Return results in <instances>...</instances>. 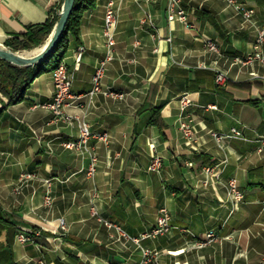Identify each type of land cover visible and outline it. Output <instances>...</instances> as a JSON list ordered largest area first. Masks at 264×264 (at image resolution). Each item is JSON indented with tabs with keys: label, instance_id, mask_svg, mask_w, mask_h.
<instances>
[{
	"label": "crops",
	"instance_id": "0c3cea01",
	"mask_svg": "<svg viewBox=\"0 0 264 264\" xmlns=\"http://www.w3.org/2000/svg\"><path fill=\"white\" fill-rule=\"evenodd\" d=\"M87 10L77 40L63 59L72 91L84 94L106 52L105 6ZM119 7L113 59L102 86L121 96L97 94L65 112L82 117L109 143L90 146L97 172L87 177L88 154L66 149L78 137L77 125L54 119L45 107L53 94L51 71L36 76L23 99H0V264H138L141 247L118 238L110 221L138 236L156 224L159 209L170 215L171 230L142 246L159 252V264H259L264 255V63L235 62L253 51L264 23V0H237L253 11L245 19L225 0H182L186 27L167 20V0H113ZM63 0H0V45L37 31ZM151 22L142 24L144 13ZM210 41L216 51L207 48ZM78 47H84L75 62ZM28 50L19 51L25 56ZM264 54V43L261 46ZM216 72L225 74L223 84ZM244 84L245 86H237ZM188 95L191 104L181 110ZM215 106L216 109H210ZM159 108L163 132L150 124ZM194 125L189 145L179 130L181 115ZM241 131L244 140L213 132ZM161 157L159 172L148 171ZM212 168L210 174L205 168ZM34 172L14 193L19 175ZM236 179L242 201L234 205L228 183ZM49 181L51 206L44 204ZM94 208L97 216H93ZM66 227L60 229V221ZM38 233L33 242L10 237L7 225ZM216 239L206 245V234Z\"/></svg>",
	"mask_w": 264,
	"mask_h": 264
},
{
	"label": "built area",
	"instance_id": "2783aa9c",
	"mask_svg": "<svg viewBox=\"0 0 264 264\" xmlns=\"http://www.w3.org/2000/svg\"><path fill=\"white\" fill-rule=\"evenodd\" d=\"M150 1V0H147ZM229 5H232L234 9L242 13L245 19H250L252 17L253 11L245 8L243 5L239 4L237 0H225ZM167 20L169 23L179 22L184 24L186 27H190L187 22V12L182 7V0H167L166 7ZM119 22V7L116 6L113 0H109L105 6L104 11V21H103V37L105 40L106 52L103 58L99 59L92 76V87L91 89L84 94H75L72 91V76L68 71L67 64L64 59L51 71L52 83H53V94L48 103L45 104V107L51 112L54 119L60 120L63 123H66L69 126L77 125L78 128V137L75 140L67 141L63 143V146L69 150H75L81 155L87 153L89 158V165L87 168L86 175L88 178L93 179L97 172V163L98 157L96 153L90 146V141L95 140L102 142L105 145L109 143V135L106 132H94L90 129L88 123L77 114L69 115L65 110L69 107H78L81 105V101L84 98L88 100L93 99L97 94H103L105 96H121L113 93L108 89H104L102 86V80L105 73V68L107 64L113 59V47L115 45V33L117 24ZM145 22H151V16L148 13H144L142 24ZM264 43V23L260 29H258V34L253 45V51L246 54L243 57H236L235 62L242 65H251L254 63H264V54L261 51V46ZM206 46L211 51H216V46L208 41ZM84 53V47H78L75 53V62L78 64L81 60V57ZM226 81L225 74L222 72H216L215 82L217 84H223ZM182 112L191 104V99L188 95H185L180 100ZM210 109H216L215 106H209ZM179 130L189 145L195 143V129L192 123V120L188 116L181 115L179 119ZM212 137L219 144L225 139L229 138H238L244 140L242 133L237 128H232L228 133L223 132H213ZM257 142L264 147V137H259ZM162 162L161 157L154 155L149 163L148 171L157 173L161 169ZM213 169L206 167L205 173H212ZM37 176L34 172L24 171L19 175L18 182L15 185L14 193L19 192L23 187H25L31 180L35 179ZM47 184V190L44 197V204L46 206H51L52 197L49 181H45ZM228 195L234 205L239 204L243 195L238 190L236 179H230L228 183ZM92 215L97 216V212L94 208L91 209ZM105 226L108 228L114 229L118 238L124 241L133 242L141 247V259L138 264H159V252L151 249L146 246H142V242L148 239H155L160 235H164L170 232V215L168 210L165 207L159 209V214L156 220V224L150 231L142 233L138 236H133L127 233L121 226L116 225L110 221H104ZM60 229L62 231L66 230L64 222L60 221ZM38 233L25 228H18L16 233V240L20 243H32L34 236H37ZM216 239L215 233L209 231L206 234L205 241L201 244L206 245L213 242ZM112 264H120L114 262ZM259 264H264V256L260 260Z\"/></svg>",
	"mask_w": 264,
	"mask_h": 264
},
{
	"label": "trees",
	"instance_id": "16d2710c",
	"mask_svg": "<svg viewBox=\"0 0 264 264\" xmlns=\"http://www.w3.org/2000/svg\"><path fill=\"white\" fill-rule=\"evenodd\" d=\"M98 0H76L72 13L55 50L40 64L18 67L0 60V99L6 98L9 104L23 99L33 79L43 72L52 71L67 52L70 39L77 40L83 15L96 6ZM62 5V4H61ZM61 5L50 13L49 19L37 30L28 31L19 37L10 39L5 46L13 51L31 50L44 44L59 18ZM237 86H245L237 84ZM1 111V108H0ZM150 124L163 132L165 125L161 119L160 109L151 111ZM7 229L11 238L16 234L15 227L9 221Z\"/></svg>",
	"mask_w": 264,
	"mask_h": 264
},
{
	"label": "water",
	"instance_id": "95a60500",
	"mask_svg": "<svg viewBox=\"0 0 264 264\" xmlns=\"http://www.w3.org/2000/svg\"><path fill=\"white\" fill-rule=\"evenodd\" d=\"M75 1L76 0H63L59 11V18L47 40L44 42L43 49L39 53L33 56H25L19 51H13L4 45H0V60L18 67H27L43 62V60L57 47L72 13Z\"/></svg>",
	"mask_w": 264,
	"mask_h": 264
},
{
	"label": "bare ground",
	"instance_id": "6f19581e",
	"mask_svg": "<svg viewBox=\"0 0 264 264\" xmlns=\"http://www.w3.org/2000/svg\"><path fill=\"white\" fill-rule=\"evenodd\" d=\"M44 47V44L40 45L39 47H36L34 49L28 50L25 54L26 55H36L39 53Z\"/></svg>",
	"mask_w": 264,
	"mask_h": 264
},
{
	"label": "rangeland",
	"instance_id": "374dc122",
	"mask_svg": "<svg viewBox=\"0 0 264 264\" xmlns=\"http://www.w3.org/2000/svg\"><path fill=\"white\" fill-rule=\"evenodd\" d=\"M264 255H262V257H263ZM262 257H261V259H262Z\"/></svg>",
	"mask_w": 264,
	"mask_h": 264
}]
</instances>
